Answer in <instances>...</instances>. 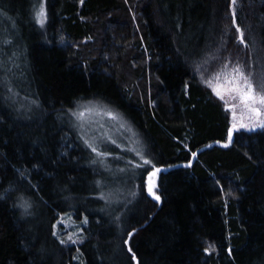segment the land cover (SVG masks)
I'll return each instance as SVG.
<instances>
[{"label":"trees","instance_id":"trees-1","mask_svg":"<svg viewBox=\"0 0 264 264\" xmlns=\"http://www.w3.org/2000/svg\"><path fill=\"white\" fill-rule=\"evenodd\" d=\"M233 65L264 83V0H0V264H264V129L206 83ZM90 102L152 163L96 156Z\"/></svg>","mask_w":264,"mask_h":264},{"label":"rangeland","instance_id":"rangeland-1","mask_svg":"<svg viewBox=\"0 0 264 264\" xmlns=\"http://www.w3.org/2000/svg\"><path fill=\"white\" fill-rule=\"evenodd\" d=\"M45 20L46 18L44 19L43 23H45ZM235 66L236 65H233L230 68L224 67L217 73L219 74L218 79L216 76H214L211 80H209V82H207V86H209L215 96L222 101L224 108L229 113L231 129L229 138H231L236 131L242 130L251 132L264 129V115L256 117L254 114H250L248 110L243 107L242 102L235 93L229 94L228 92H224V98L221 99L213 90L214 86L216 85H223L225 88L229 87L227 78L233 75L232 70L235 68ZM245 75L249 76L254 92L264 94V83L261 85L258 83L256 84L254 75H249V73H245ZM241 83L243 82L241 81ZM231 104L236 105L235 118L233 117V109L228 107V105ZM261 111L264 113V108H262ZM74 113H76V115H74ZM108 113H112V115H109ZM71 115L72 119L74 120L73 122L77 132L81 138L92 148V150L93 148L96 149V151H94L96 156H114V158H120V153L131 152L134 158H127L124 154V157L127 161H132L134 164L139 166H146V156L144 157L143 153L139 151V148H137L136 144L133 142V132L127 127L123 120L118 118L104 105L96 102L82 103L73 109ZM233 124H235L236 127H233ZM111 149H114L115 153L112 152ZM102 153L106 155H102ZM137 153H139V155ZM160 171L161 170L159 169V171L155 172V176L152 178V191L156 194V196H159L158 177ZM149 195L152 199L158 201L151 193H149ZM85 223V221L82 223H76L70 216H62L56 224L55 235L64 245H77L81 239V228L85 225ZM77 254H74V261H77L78 264H83Z\"/></svg>","mask_w":264,"mask_h":264},{"label":"snow or ice","instance_id":"snow-or-ice-1","mask_svg":"<svg viewBox=\"0 0 264 264\" xmlns=\"http://www.w3.org/2000/svg\"><path fill=\"white\" fill-rule=\"evenodd\" d=\"M233 4H235V0H233ZM234 14V13H233ZM36 17L38 19V22L43 24L44 19L46 18V12L44 9L43 4H41L36 11ZM243 39V36L241 34V40ZM233 75L228 77V84L229 87L225 88L223 85H216L214 86L213 90L215 91L216 95L219 96L221 99L224 98L223 93L228 92L229 94L235 93L236 96H238L239 100L242 102V105L244 108L248 110L250 114H254L256 117H260L261 115H264L262 113L261 109L264 108V94L256 93L253 90V85L249 79V76L245 75L244 70H242L240 65H236L235 68L232 70ZM217 79L219 78V74H214ZM241 81L243 83H241ZM209 81H206V83ZM236 98V97H234ZM259 105V106H258ZM228 107H231L233 109V117L236 116V105L231 104L228 105ZM109 115H112V113H108ZM76 115V113H74ZM233 127H236L235 124H233ZM231 133V129L229 130ZM93 151H96L95 148H93ZM139 155V153H137ZM102 155H106L103 154ZM195 155V153H193ZM146 164H151V160H145ZM159 171V169H155L153 172H149V181H148V191L153 196H155V199L159 200L160 197L156 196V194L152 191L153 189V180L152 178L155 176V172ZM27 207V205H25ZM86 222V220H85ZM135 231V230H133ZM132 233H129V236H131ZM129 251L131 252V248H129ZM205 251H209V249H205ZM134 257V254H133Z\"/></svg>","mask_w":264,"mask_h":264}]
</instances>
